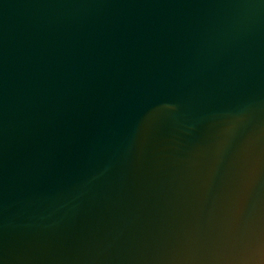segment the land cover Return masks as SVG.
<instances>
[{
    "label": "water",
    "instance_id": "obj_1",
    "mask_svg": "<svg viewBox=\"0 0 264 264\" xmlns=\"http://www.w3.org/2000/svg\"><path fill=\"white\" fill-rule=\"evenodd\" d=\"M0 264H264V0H0Z\"/></svg>",
    "mask_w": 264,
    "mask_h": 264
}]
</instances>
